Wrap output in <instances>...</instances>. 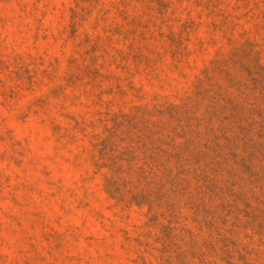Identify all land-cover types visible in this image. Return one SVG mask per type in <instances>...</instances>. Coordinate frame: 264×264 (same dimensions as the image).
<instances>
[{
  "label": "rangeland",
  "instance_id": "1",
  "mask_svg": "<svg viewBox=\"0 0 264 264\" xmlns=\"http://www.w3.org/2000/svg\"><path fill=\"white\" fill-rule=\"evenodd\" d=\"M0 264H264V0H0Z\"/></svg>",
  "mask_w": 264,
  "mask_h": 264
}]
</instances>
